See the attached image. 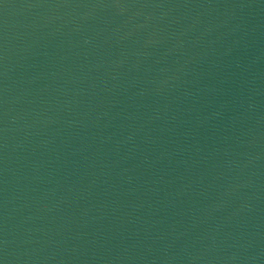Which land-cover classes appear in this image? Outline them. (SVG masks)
<instances>
[{
    "label": "water",
    "instance_id": "water-1",
    "mask_svg": "<svg viewBox=\"0 0 264 264\" xmlns=\"http://www.w3.org/2000/svg\"><path fill=\"white\" fill-rule=\"evenodd\" d=\"M0 264H264V0H0Z\"/></svg>",
    "mask_w": 264,
    "mask_h": 264
}]
</instances>
